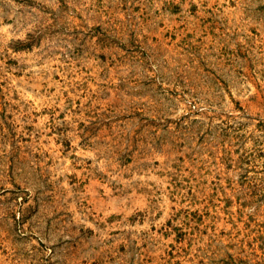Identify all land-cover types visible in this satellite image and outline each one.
<instances>
[{"label": "rangeland", "instance_id": "1", "mask_svg": "<svg viewBox=\"0 0 264 264\" xmlns=\"http://www.w3.org/2000/svg\"><path fill=\"white\" fill-rule=\"evenodd\" d=\"M0 264H264V0H0Z\"/></svg>", "mask_w": 264, "mask_h": 264}]
</instances>
